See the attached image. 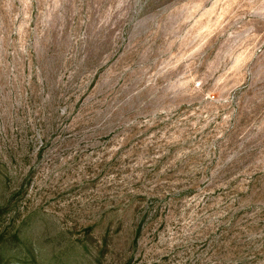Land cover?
Returning a JSON list of instances; mask_svg holds the SVG:
<instances>
[{
	"label": "rangeland",
	"instance_id": "rangeland-1",
	"mask_svg": "<svg viewBox=\"0 0 264 264\" xmlns=\"http://www.w3.org/2000/svg\"><path fill=\"white\" fill-rule=\"evenodd\" d=\"M0 264H264V0H0Z\"/></svg>",
	"mask_w": 264,
	"mask_h": 264
}]
</instances>
